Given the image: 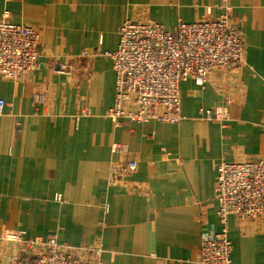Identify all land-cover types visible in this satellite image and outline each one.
<instances>
[{
	"label": "crops",
	"instance_id": "obj_1",
	"mask_svg": "<svg viewBox=\"0 0 264 264\" xmlns=\"http://www.w3.org/2000/svg\"><path fill=\"white\" fill-rule=\"evenodd\" d=\"M226 7L245 39L240 66L214 71L203 87L182 81L179 123L115 125L112 59L75 56L115 51L126 18L174 31ZM3 19L37 28L41 40L34 70L0 77V264L20 251L5 239L16 230L97 245L103 264H201L202 239L222 227L218 164L264 158V0H0ZM54 60L70 72L55 71ZM225 103L226 123L199 118ZM116 142L129 152H114ZM129 159L137 170L112 182ZM228 229L229 264H264L260 219L230 215Z\"/></svg>",
	"mask_w": 264,
	"mask_h": 264
},
{
	"label": "built area",
	"instance_id": "obj_2",
	"mask_svg": "<svg viewBox=\"0 0 264 264\" xmlns=\"http://www.w3.org/2000/svg\"><path fill=\"white\" fill-rule=\"evenodd\" d=\"M40 40L41 32L37 28L0 20V77L18 80L34 70ZM245 52L244 36L232 23L226 7V12L214 19L192 23L180 21L174 31L165 30L157 22L126 18L115 51L85 50L75 58L107 56L112 59L116 92L108 116L115 125L123 119L179 123L183 119L181 82L192 79L203 87L214 71L239 67ZM53 68L60 74L70 72L56 60ZM36 100L42 101L43 95ZM5 106V100L0 98V115ZM229 113V104L225 103L215 108H200L199 118L223 124L229 119ZM121 149L125 155L129 152L126 144L113 145L114 151ZM125 162L127 164L123 166L127 172L137 169L136 160ZM216 199L222 227L219 232L202 239L201 264L230 263V215L244 220L260 219L264 223V158L221 161ZM5 239L20 247L6 264H103L100 247L82 248L61 243L56 232L42 238L16 230L8 232Z\"/></svg>",
	"mask_w": 264,
	"mask_h": 264
},
{
	"label": "rangeland",
	"instance_id": "obj_3",
	"mask_svg": "<svg viewBox=\"0 0 264 264\" xmlns=\"http://www.w3.org/2000/svg\"><path fill=\"white\" fill-rule=\"evenodd\" d=\"M54 62H55V60L53 61V63ZM115 144H122V143H117V142L116 143H113V145H115ZM113 145H112V149H113ZM116 151L119 152L120 154H125L124 150H122V149L121 150H116ZM116 151H114V152H116ZM125 163L127 164V162L124 161L123 163L118 164V165H116L113 168V170H112V176H111V181L112 182H116V184H119V183L122 182V179H123V176L124 175L129 174V173H132V172H135L137 170L136 169L135 171L127 172L125 166H123V165H125ZM137 168H138V166H137ZM91 246H97V245H91ZM87 247H90V246H83L82 248H87Z\"/></svg>",
	"mask_w": 264,
	"mask_h": 264
}]
</instances>
